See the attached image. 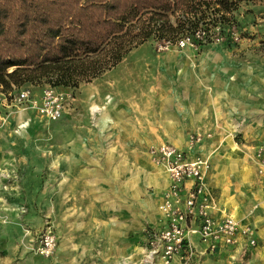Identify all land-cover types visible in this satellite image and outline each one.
<instances>
[{
    "label": "rangeland",
    "instance_id": "1",
    "mask_svg": "<svg viewBox=\"0 0 264 264\" xmlns=\"http://www.w3.org/2000/svg\"><path fill=\"white\" fill-rule=\"evenodd\" d=\"M232 17L234 33L224 37L221 44L207 41L198 53H221L224 64L234 72L231 84L237 85L236 80L248 84L255 79L264 86V0L243 2ZM158 40L159 36L153 35L118 66L152 74L151 83H158L157 89L163 90L162 80L170 79L160 73L168 65L164 55L157 54ZM37 83L31 85L37 92L51 85L47 79ZM140 84L137 90L142 89ZM98 120V116L79 108L58 121H33L7 143V167L17 169L23 190L3 207L8 216L0 218V264H108V245L101 244L111 240L114 244V239L116 262L110 264H124L129 250L146 244L156 211L155 192L149 188L147 178L151 166L144 154L149 142L147 138L143 141L133 123L127 125V131L114 124L101 129ZM261 136L252 133L247 137L236 128L230 138L253 161L254 149L264 145L259 142ZM78 164L82 165L80 171H73L72 166ZM47 228L58 237V249L49 259L36 253L39 237ZM79 242L90 250L80 253L69 248ZM144 259L140 261L144 263ZM208 259L209 264H229L224 257ZM234 263L264 264V235L252 254Z\"/></svg>",
    "mask_w": 264,
    "mask_h": 264
},
{
    "label": "crops",
    "instance_id": "2",
    "mask_svg": "<svg viewBox=\"0 0 264 264\" xmlns=\"http://www.w3.org/2000/svg\"><path fill=\"white\" fill-rule=\"evenodd\" d=\"M201 49L199 47L197 50L189 48L182 52L157 53L164 55V61L168 65L160 72L161 76L165 75L170 79L162 80V87L165 88L163 90L157 89L160 87L158 83H151L152 79L149 76L152 74L145 71L139 74L134 69L117 66L93 83L81 85L75 92L76 102L73 108H69L61 119L79 108L88 112L89 115L92 114V109H99V113L94 116H98L101 129L107 124L110 126L114 124L119 130L125 128L127 131L130 129L127 125L133 123L136 130L140 131L144 142L147 138L149 143L144 154L151 166V173L147 176L148 186L155 192L156 204L152 232L161 231L166 227L159 207L169 187V179L163 169L152 164L148 156L149 149L153 146L171 144L185 152H190L193 157L211 156L209 188L221 210L255 230L258 243L254 249L256 250L264 235V184L257 175V166L253 157V161L246 157L230 135L236 128L242 129L247 137H250L252 133L260 137L264 133L263 82H256L254 79L244 84L243 80H236L237 85L231 84L234 72L224 64L223 55L213 51L199 55L198 52ZM238 76L241 78L240 71ZM139 82L142 89L137 90ZM239 83L243 85L240 86ZM41 92L42 89L38 92L34 91L36 96ZM107 97L110 99L109 103H107ZM15 109H19V112L9 119L0 140V168H3L0 170V218L8 216L3 211L8 200L19 196L23 190L19 185L17 169L7 167L9 161L6 158L10 155L7 151V143L18 136L24 128L30 126L33 121L53 122L39 117L35 110ZM8 112L9 109L0 107L1 114L6 115ZM250 114L253 117L249 119ZM240 117L243 120H240ZM245 120L247 124L243 125ZM123 123H126V126L122 125ZM23 124L26 126L18 130ZM193 133L209 134L212 138H206L196 150L190 151L189 138ZM259 142H264V136H261ZM257 147H264V145ZM81 166V164L72 166V170L80 171ZM8 230H11V227ZM110 232L108 234L112 235ZM151 233L149 232L146 236L147 241L144 246L135 251L133 249L128 251L130 252L126 258L128 262L124 264H143V260L140 261V259L145 258L148 252L147 244ZM77 234L81 237L80 233ZM194 240L197 245L194 264H209L210 256L224 257L229 264H235V260L245 257L242 255L245 245L243 239H240L239 245L235 247L220 248L215 254L208 256L201 255L203 247L198 238ZM111 241L109 244L107 242L101 244L102 247L108 245L110 263L116 262L113 256L116 255L114 253L117 249L116 239L113 240L114 244ZM69 248L80 253L90 250L87 244L80 242L72 243ZM107 260L104 261L107 262ZM156 262L163 264L158 258ZM172 264H180V262L175 259Z\"/></svg>",
    "mask_w": 264,
    "mask_h": 264
},
{
    "label": "trees",
    "instance_id": "3",
    "mask_svg": "<svg viewBox=\"0 0 264 264\" xmlns=\"http://www.w3.org/2000/svg\"><path fill=\"white\" fill-rule=\"evenodd\" d=\"M249 0H0V86L47 79L76 91L116 68L153 35L176 40L220 26Z\"/></svg>",
    "mask_w": 264,
    "mask_h": 264
},
{
    "label": "built area",
    "instance_id": "4",
    "mask_svg": "<svg viewBox=\"0 0 264 264\" xmlns=\"http://www.w3.org/2000/svg\"><path fill=\"white\" fill-rule=\"evenodd\" d=\"M233 37L235 41H239L236 34H233ZM209 40L216 44L224 42L220 26L212 33L199 29L195 33L187 32L176 40L159 39L156 51L162 54L182 52L189 48L197 50ZM75 92L59 90L49 85L42 88L41 94L36 96L32 86L14 88L12 91H5L0 86V107L9 109L6 115L0 113V140L9 119L19 112V109L15 108L32 109L43 119L57 121L76 102ZM109 102L107 97V103ZM91 112L93 116L97 115L99 109H92ZM25 126L23 124L18 130ZM206 138L210 139L212 136L191 135L189 150H196ZM148 156L152 164L165 171L169 187L159 207L166 227L150 234L148 252L143 264H157V258L163 264H172L175 259H178L180 264H194L197 255L195 238H198L203 247L201 255L207 256L215 254L220 248L239 245L240 239L245 242L243 257L257 247L255 230L221 210L212 194L208 185L211 156L193 157L190 152L171 144L151 147ZM253 159L257 166V175L264 184V147L255 149ZM57 247V236L51 228H47L39 237L36 253L49 259L53 257Z\"/></svg>",
    "mask_w": 264,
    "mask_h": 264
}]
</instances>
